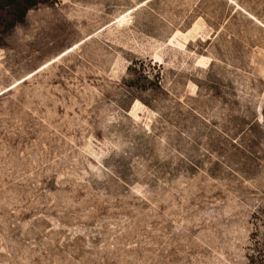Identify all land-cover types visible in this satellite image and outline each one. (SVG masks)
Wrapping results in <instances>:
<instances>
[{
    "label": "rangeland",
    "instance_id": "obj_1",
    "mask_svg": "<svg viewBox=\"0 0 264 264\" xmlns=\"http://www.w3.org/2000/svg\"><path fill=\"white\" fill-rule=\"evenodd\" d=\"M0 264H264V0H58L5 34Z\"/></svg>",
    "mask_w": 264,
    "mask_h": 264
},
{
    "label": "trees",
    "instance_id": "obj_2",
    "mask_svg": "<svg viewBox=\"0 0 264 264\" xmlns=\"http://www.w3.org/2000/svg\"><path fill=\"white\" fill-rule=\"evenodd\" d=\"M58 0H0V42L3 36L23 23L28 12L42 3H54ZM131 70L137 71L133 62Z\"/></svg>",
    "mask_w": 264,
    "mask_h": 264
}]
</instances>
